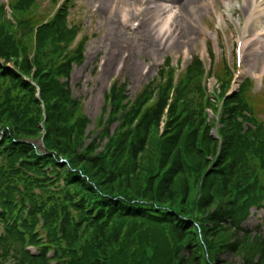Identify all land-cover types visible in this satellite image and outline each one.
I'll list each match as a JSON object with an SVG mask.
<instances>
[{"label": "trees", "instance_id": "obj_1", "mask_svg": "<svg viewBox=\"0 0 264 264\" xmlns=\"http://www.w3.org/2000/svg\"><path fill=\"white\" fill-rule=\"evenodd\" d=\"M32 2L11 3L15 24L0 5V264H225V252L264 264V233L240 226L264 201V105L249 81L223 103L220 149L198 59L162 136L171 82L154 101L151 83L134 105L113 89L108 118L119 125L101 131V151L99 140L84 146L88 119L67 84L83 60L81 48L67 52L75 27L65 7L32 42Z\"/></svg>", "mask_w": 264, "mask_h": 264}, {"label": "rangeland", "instance_id": "obj_2", "mask_svg": "<svg viewBox=\"0 0 264 264\" xmlns=\"http://www.w3.org/2000/svg\"><path fill=\"white\" fill-rule=\"evenodd\" d=\"M131 1L139 3L141 0H72V12L78 15V23L87 26L82 30V34H100L88 42L85 61L73 69L69 82L73 96L81 100L82 112L89 119L90 125L99 121L104 94L115 79H119L118 83L125 81L128 95L133 97L153 77L157 80L155 74L162 58L167 55L171 57L173 64L180 61L185 65L189 57L182 59L181 53L187 49L189 55H200L208 69L207 53L210 50L217 58L227 60L231 69L234 67L235 40L244 31L240 29V23L245 18L243 14L246 13L243 0L231 7V19L225 16L220 26L216 17L217 13L224 14L222 0H156L155 4H150L156 5L155 9L145 15L136 33L128 32L119 25V13L124 7H129ZM230 1L235 3L234 0ZM4 2L7 0H0V3ZM96 3L100 8L92 12ZM162 3L167 5L164 10H160ZM41 8L49 11L53 9L47 2L42 4ZM166 11H171L174 18L169 24L171 32L166 38L168 46L160 50L158 42L153 39L151 28L162 24L168 16ZM73 19L76 23L74 16ZM263 25L264 20L258 19L247 27L249 30L245 36L249 41L243 48V62L238 79L239 82L245 77H250L254 81L255 93L264 90V35L256 43L252 36L256 31L259 33L264 28ZM205 85L207 90L209 88L211 91V86H215L214 79L207 78ZM113 127L114 125L110 126V130ZM104 143L105 140L102 144ZM259 222L264 230V212L253 210L243 227L252 229ZM221 259L238 264L242 260V254L233 257L224 254Z\"/></svg>", "mask_w": 264, "mask_h": 264}, {"label": "bare ground", "instance_id": "obj_3", "mask_svg": "<svg viewBox=\"0 0 264 264\" xmlns=\"http://www.w3.org/2000/svg\"><path fill=\"white\" fill-rule=\"evenodd\" d=\"M105 1V0H104ZM226 6H229V0H225ZM245 1V7L247 9V19L248 21H251L253 19V21H257L258 19H262L264 20V6L259 7L256 4L252 3V0H250V4L247 5L246 1ZM166 8H163L161 10H164ZM166 15H168L162 22V24L156 26V28H153V31L155 32V39H161L163 40L164 36L167 35L170 32V26H169V22L171 20V18L173 17V14H170L169 11L165 12ZM125 14V13H123ZM264 27V25H263ZM262 35H264V28H262L260 30L259 33H257V31L254 33V35L252 36L253 41L259 42V40L262 38ZM263 67H264V63H263Z\"/></svg>", "mask_w": 264, "mask_h": 264}]
</instances>
